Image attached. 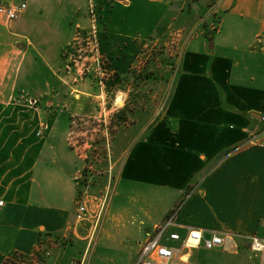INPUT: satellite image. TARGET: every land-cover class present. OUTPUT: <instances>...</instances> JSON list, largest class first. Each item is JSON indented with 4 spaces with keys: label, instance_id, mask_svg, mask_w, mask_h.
Masks as SVG:
<instances>
[{
    "label": "crops",
    "instance_id": "0c3cea01",
    "mask_svg": "<svg viewBox=\"0 0 264 264\" xmlns=\"http://www.w3.org/2000/svg\"><path fill=\"white\" fill-rule=\"evenodd\" d=\"M21 2L27 9L17 20L0 17V264L12 253L32 254L42 234L77 228L79 173L66 144L68 120L75 114L66 105L73 110L91 97L61 93L69 79L57 74L61 55L88 24L87 0H0V5ZM210 4L114 0L100 51L126 78L175 9L176 18L200 16ZM220 7L224 14L214 38L200 31L186 45L162 117L155 123L149 112L148 126L138 122L125 132L131 137L124 185L105 229L122 240L131 230L140 238L185 199L172 233H229L235 246L189 249L172 242L178 264H264L251 250L253 237L264 239V0H223ZM26 92L30 102L45 105L20 103Z\"/></svg>",
    "mask_w": 264,
    "mask_h": 264
},
{
    "label": "rangeland",
    "instance_id": "374dc122",
    "mask_svg": "<svg viewBox=\"0 0 264 264\" xmlns=\"http://www.w3.org/2000/svg\"><path fill=\"white\" fill-rule=\"evenodd\" d=\"M222 1L211 0L205 15L200 11V16L191 14L176 18L180 10L175 9L149 40L128 74L123 75L126 78H122L100 51L101 36L109 29L114 0H93L100 9L95 22L91 20V5L87 0L85 17L88 24L80 29L77 39L61 55L63 63L57 74L69 79L61 93L79 95L78 92L83 91L88 93L86 96L93 97H85L87 101H80L73 110L66 105L75 114L68 120L66 144L74 151L79 173L76 204L86 194L89 216L77 222L74 232L42 234L35 251L28 255V264H39L47 259L53 264H70L73 261H85L84 264L137 263L148 234L154 230H143L140 238L131 230V237L122 240L118 233L105 229L108 211L124 185L122 170L131 137L125 132H130L138 122L148 126L152 119L149 112L150 115L155 114V123L162 117L164 106L172 95L186 45L200 31L208 40L214 38L224 14L220 7ZM190 7L185 11H192ZM92 31L96 32V38L89 34ZM61 89L63 86L58 91ZM22 94L24 101L20 103L40 109L42 102H30L31 95ZM120 96L123 97L121 102L118 101ZM81 110L88 111L89 115H82ZM46 135L44 133L41 138L46 139ZM175 214L174 208L158 226ZM150 216L154 217V214ZM48 251L52 254L50 257L46 255Z\"/></svg>",
    "mask_w": 264,
    "mask_h": 264
},
{
    "label": "built area",
    "instance_id": "2783aa9c",
    "mask_svg": "<svg viewBox=\"0 0 264 264\" xmlns=\"http://www.w3.org/2000/svg\"><path fill=\"white\" fill-rule=\"evenodd\" d=\"M90 5L91 20L95 22V20H97V15L99 16L100 9L95 6L93 0H90ZM26 9L27 4L25 2L11 6L0 5V17L6 21H14L17 20ZM89 34L96 38L95 31H92ZM95 42L96 45H98V42ZM262 121L264 122V116L262 117ZM85 195L86 194H84L77 201L76 219L78 222L85 220L89 216L88 200ZM106 202L107 198H105L104 203ZM3 204L4 202L1 201L0 206H3ZM102 213L103 212L101 210L100 218ZM175 215H173L169 220H166L163 225L157 226L153 232L148 234V238L142 246V250L136 264H178V250L170 245L172 242H180L182 247L189 249L203 247L206 250L222 249L224 251H230L235 246L233 236L229 233L212 232L209 236H205L201 230L197 229H190L185 237H182L179 233H172L170 229L175 226ZM251 250L255 253L261 254L263 256L262 261L264 263V239L253 237L251 241ZM46 255L50 257L52 254L48 251ZM84 263L85 261H82L81 263L73 261L70 264ZM39 264L53 263L47 259Z\"/></svg>",
    "mask_w": 264,
    "mask_h": 264
},
{
    "label": "trees",
    "instance_id": "16d2710c",
    "mask_svg": "<svg viewBox=\"0 0 264 264\" xmlns=\"http://www.w3.org/2000/svg\"><path fill=\"white\" fill-rule=\"evenodd\" d=\"M147 78H151V76H147ZM127 120L128 119H126L125 121L127 122ZM238 149H240V147H236V148H233L231 150L226 151L225 153H223L219 157L218 161L220 162L222 159L228 157L229 155H231L232 153H234ZM191 189H192L191 187L188 189L187 195L189 194ZM184 201H185V199H183L180 204L176 205V207H175V212L176 213L180 210V208L183 205ZM29 260H30V256L16 252V253H12V254L8 255L6 257V259L3 261L2 264H17V263L18 264H28Z\"/></svg>",
    "mask_w": 264,
    "mask_h": 264
},
{
    "label": "water",
    "instance_id": "95a60500",
    "mask_svg": "<svg viewBox=\"0 0 264 264\" xmlns=\"http://www.w3.org/2000/svg\"><path fill=\"white\" fill-rule=\"evenodd\" d=\"M254 117L257 118V119H261V117L258 116V115H254Z\"/></svg>",
    "mask_w": 264,
    "mask_h": 264
},
{
    "label": "bare ground",
    "instance_id": "6f19581e",
    "mask_svg": "<svg viewBox=\"0 0 264 264\" xmlns=\"http://www.w3.org/2000/svg\"><path fill=\"white\" fill-rule=\"evenodd\" d=\"M122 98H123V97L120 96V97L118 98V101L121 102V101H122Z\"/></svg>",
    "mask_w": 264,
    "mask_h": 264
}]
</instances>
